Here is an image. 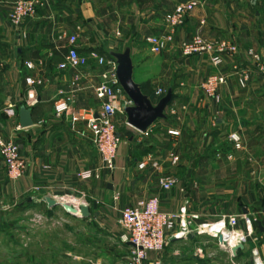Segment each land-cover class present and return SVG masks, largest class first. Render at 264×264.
Wrapping results in <instances>:
<instances>
[{
    "label": "crops",
    "instance_id": "crops-1",
    "mask_svg": "<svg viewBox=\"0 0 264 264\" xmlns=\"http://www.w3.org/2000/svg\"><path fill=\"white\" fill-rule=\"evenodd\" d=\"M190 1L201 5L175 29L173 42L161 54L151 53L145 39L160 35L164 15ZM15 2L0 0V137L18 144L27 169L22 178L10 181L0 158V264H125L131 246L122 239L121 211L151 197L158 198L162 213L177 218L166 234L164 252H149L143 264H264V77L253 74L241 88L231 58L214 67L207 57L186 58L179 50L181 42L201 36L228 41L241 52H264V0H45L19 28L8 18ZM72 36L78 53L89 59L88 68L61 71ZM126 48L131 50L133 82L142 93L158 102L157 90H173L172 98L166 119L145 134L118 115L122 143L115 168L99 171L81 113L100 111L95 79L84 77L62 118L54 117L53 106L60 90L70 91L76 73L94 69L91 55L109 59L110 53ZM211 75L226 77L218 102L200 88ZM28 79L39 84L29 86ZM10 106L15 116L6 114ZM22 109L29 113L30 127L20 125ZM171 130L179 136L170 137ZM234 134L241 140L238 151L229 140ZM171 152L179 158L176 165ZM148 157L158 168L149 164L140 170ZM162 178L175 185L163 190ZM44 198L88 206L90 217L66 214V221H57L68 225L66 245L60 235L53 236L35 258L29 247L36 244L35 232L42 225L30 231L23 217L35 207L54 213L39 202ZM230 217L239 220L232 229ZM244 218L253 224L247 227ZM241 237L247 238L245 244ZM220 242L242 249L233 254Z\"/></svg>",
    "mask_w": 264,
    "mask_h": 264
},
{
    "label": "built area",
    "instance_id": "built-area-1",
    "mask_svg": "<svg viewBox=\"0 0 264 264\" xmlns=\"http://www.w3.org/2000/svg\"><path fill=\"white\" fill-rule=\"evenodd\" d=\"M45 0H16L10 14L9 22L19 28L22 24L31 19L38 8L42 7ZM199 2L190 1L180 3L175 6L172 12H169L163 17V31L160 35L149 36L145 39V43L154 55L161 54L174 40L175 29L184 25L189 15L198 7ZM68 42L70 48L60 64L59 69L65 71L68 69L78 70L80 68H88L89 59L82 57L77 50V38L69 37ZM179 50L183 57H207L214 67L223 66L225 58H231L233 63L230 68L237 78V83L241 88H246L251 76L257 74L264 77V52H256L247 50L241 52L239 48L228 41L219 40L211 42L203 39L201 36H194L188 41H183L179 44ZM94 69L87 70L85 75L76 73L73 83L70 85V91L58 92V99L54 103L53 111L56 119L62 118L71 110L73 94L78 91L80 83L87 77L95 79L93 93L95 98L100 102V111L94 113L92 111H81L83 118L86 121V128L90 133L93 146L96 150L100 161L99 171L112 172L115 168V159L117 151L122 143V139L117 133L115 118L118 115L125 116L124 110L132 106L131 101L122 91L117 76V64L113 58H102L96 55H91ZM28 69H32L30 64ZM29 86L39 84V82L27 80ZM226 83V77L223 75H211L201 84L200 88L204 95L208 98L219 101L218 90ZM156 97L160 99L164 92L157 90ZM31 105L35 104L34 95L29 96ZM175 114L174 110H171ZM6 114L10 117L15 116V110L10 106ZM168 135L177 138V131H168ZM235 150L241 149L240 137L236 134L229 137ZM0 158L2 160L6 176L10 181H17L22 178L26 172L27 164L20 156V149L13 140H4L0 137ZM172 165H176L179 158L172 152L169 154ZM149 164L153 170L158 168V165L151 161L148 157L144 162L138 165L140 170H145ZM86 179L89 175L84 176ZM159 185L163 190H170L175 181L162 178L159 180ZM77 208V207H75ZM177 216L165 214L160 211V202L158 198L151 197L140 200L134 206L126 207L121 211L119 220L120 226L123 228L125 235L123 242L132 245L130 255L125 264H143L147 259V254L153 252L161 254L167 246V232L174 226V220ZM246 226L253 224L252 221L244 218ZM239 220L236 217H230L227 220L229 228H235ZM248 236L252 234L248 228ZM223 236V235H222ZM225 237V236H223ZM227 239H222L226 243ZM246 237L240 238V244H245ZM223 243H219L223 250L230 252L232 248H228ZM236 248V247H235ZM234 249V248H233ZM232 251V250H231ZM231 253V252H230ZM256 256L255 250L252 251ZM255 264L257 261H254Z\"/></svg>",
    "mask_w": 264,
    "mask_h": 264
},
{
    "label": "water",
    "instance_id": "water-1",
    "mask_svg": "<svg viewBox=\"0 0 264 264\" xmlns=\"http://www.w3.org/2000/svg\"><path fill=\"white\" fill-rule=\"evenodd\" d=\"M109 56L116 61V76L119 85L132 103L131 107L124 110L126 124L136 132L145 134L154 123L166 119L165 110L170 104L172 90H168L165 96L154 105L151 99L142 93L141 88L133 82L130 48H126L122 53H110ZM20 125L22 128L31 126L29 113L24 109L20 111ZM39 202L46 204L50 209L61 208L67 215L81 220L90 217V208L88 206L82 205L79 208H75L69 204H64L50 198H44ZM257 226L258 229L262 231L261 225L257 224ZM240 249H242L241 246L233 249L232 253L235 254Z\"/></svg>",
    "mask_w": 264,
    "mask_h": 264
},
{
    "label": "rangeland",
    "instance_id": "rangeland-1",
    "mask_svg": "<svg viewBox=\"0 0 264 264\" xmlns=\"http://www.w3.org/2000/svg\"><path fill=\"white\" fill-rule=\"evenodd\" d=\"M164 93L166 94L167 91L164 90ZM161 98H163V96ZM152 103L155 105L157 102L155 100V101H152ZM116 128H117V133L119 135V132H121L119 125L118 126L116 125ZM35 208L36 209H33L30 212H28L27 216L23 218L29 222L30 231L31 230L35 231L37 225H42L41 231L35 232V237L37 239L33 241L36 242V244L32 245V247H29V254L31 256H34L35 258H38L40 253L46 251V245L48 244L47 241L53 236L60 235L62 237L61 242H60L61 245H66L65 243H67V239H68V236H67L68 225H65L63 223H61V225H58L57 223L61 221L62 222L66 221L68 218H67L66 213L61 208H54L53 209L54 213H47L45 210L47 209L46 207L43 209L37 208V207ZM38 242L41 243V245Z\"/></svg>",
    "mask_w": 264,
    "mask_h": 264
},
{
    "label": "trees",
    "instance_id": "trees-1",
    "mask_svg": "<svg viewBox=\"0 0 264 264\" xmlns=\"http://www.w3.org/2000/svg\"><path fill=\"white\" fill-rule=\"evenodd\" d=\"M125 0H120V2H123ZM146 1V0H137V2H139L140 4H143V2Z\"/></svg>",
    "mask_w": 264,
    "mask_h": 264
},
{
    "label": "bare ground",
    "instance_id": "bare-ground-1",
    "mask_svg": "<svg viewBox=\"0 0 264 264\" xmlns=\"http://www.w3.org/2000/svg\"><path fill=\"white\" fill-rule=\"evenodd\" d=\"M60 202H62V203H64V204H68V202L67 201H62V200H59ZM70 205V204H69Z\"/></svg>",
    "mask_w": 264,
    "mask_h": 264
}]
</instances>
